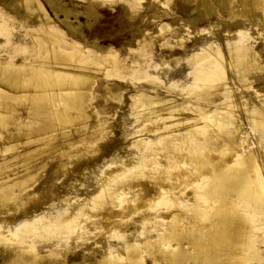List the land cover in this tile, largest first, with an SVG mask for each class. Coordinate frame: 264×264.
Returning <instances> with one entry per match:
<instances>
[{"label":"bare ground","instance_id":"6f19581e","mask_svg":"<svg viewBox=\"0 0 264 264\" xmlns=\"http://www.w3.org/2000/svg\"><path fill=\"white\" fill-rule=\"evenodd\" d=\"M45 1L57 16H59L60 12L65 14V17L60 19L61 22H63L74 35H77L85 41L89 50L88 48L86 50L82 49L79 45L82 42L77 44L78 41L68 46L67 40L69 39L65 37V32H63L64 29L58 28L57 26L59 24L57 26L54 24H47V21L52 19V15L49 13L42 0H0V264H148L147 259H150L152 264H246L254 257L257 258L256 264L264 262V257L262 258L264 247L258 242L264 239V142L261 143L262 148L260 145V142L264 141V138L260 140L259 144L256 141L257 147L260 145V151H248L244 149L245 146H242L244 142H241L242 140L239 139L240 137L237 138L236 136L237 132H239V127L235 126L238 124L235 119L237 116L234 118L232 115V118L235 119L234 122L230 115L231 110L228 111L226 106H220L221 109H219V105L211 107V103H207L213 100L209 95L211 94L210 92H208L209 94L207 95L206 93L203 94L204 90L208 89V87H206L208 86L207 83L214 84L215 82L216 84L217 81H219L218 83H222L223 81L220 80H225L227 76V74L225 76L227 71L225 69L226 66H224L225 63L222 62L223 65L219 61L222 58L220 57L222 53L218 51L216 54L211 53V49L214 48V46L210 44L211 41L210 43L208 42V46L210 45L213 47L209 48V50H207V44H204L205 48L207 47L205 50L200 51L199 49L200 52L195 50L197 53L194 51L196 54H191V56L189 53L188 57L186 54V57L175 56L167 60L163 58L164 56L160 57L158 52L157 55L160 57L159 61L161 63H159L161 65L159 68L161 69L155 71V73L152 72V70L151 72L154 74H149L148 71H139V75L146 78L148 81L153 80L155 83L154 79L160 78L163 71L167 76L177 74L178 71L176 70V66L184 59L189 60L192 65V68L190 67L192 69H190V73L193 76H191L189 72L190 75L187 73L184 74L193 77V83H190L191 80L188 78L190 84L187 89L188 93L189 90L197 92V95L195 94V100L194 95L193 99L186 98V102V100H183L184 98H180V95L178 97L182 100H179V98L175 99L170 95L161 97L159 93H157L160 90L158 89L157 92L155 91L157 88H152L156 92L155 94L153 93L154 95L142 91V88V90L137 91V99L139 97L141 98L139 103H137L138 101L135 103V108L138 107L136 109L138 110L137 112L141 109L142 111L140 110L139 114H150L152 112L157 113V116L162 114L164 120L169 119V122L167 120L168 123H165L164 127H162L164 129L174 128L172 131L170 129V133H164L166 136H164V134L161 136L159 135L160 137L157 136V138H159L155 143L149 144L151 149H154L156 144L162 145V147L166 146L167 148H164V150L170 149L166 155L162 153L164 156H162L159 161L156 160L157 163H162V161L167 162L169 160V162H167L169 166L165 169L166 172L162 177L156 178L153 173V184L156 183L158 186V191L157 189L155 190L157 192L154 191V193L151 190V184H149V182L146 184L142 183V179L144 178L142 173L140 177H133L132 183L128 182L126 184L127 187L132 184H135V186H143L149 191L146 195L141 194L142 196L140 195L141 192H138L140 195L138 198L135 196L122 197L120 192L121 189L115 190L114 187L112 190L109 188L111 191L101 189V191H97V193L94 192L95 194L92 195L89 201H87V198V200L83 199V201L76 200L67 203L64 202L61 206L54 208L49 207L50 209L48 206L46 207L47 209L45 206H42L43 203L41 202V198L49 199V197L53 195V193H57L58 190V188H55V182L54 184H45L47 180L44 179V183L37 185L38 182L41 181L40 179L42 178H40V175L44 174L47 165H49L47 164L49 161L56 162L53 168L55 170L64 162L62 161L63 159L65 160L66 158L67 160V157H73L72 153L73 155L76 153L72 159L73 168H77L76 171H78V167L81 165V170L79 171H83L87 169V167H82L85 162H87L89 158V160H92L90 156L92 152L96 153V151L100 149L101 153V149L109 145V139L106 140L105 136H103L106 130L105 128H107L105 125L107 124L102 123L100 118L101 115L97 111L99 107L103 109L101 111L104 112V109H106L104 108L105 104L101 101L100 105L92 106L90 103L91 100H96L95 98L94 100L92 99L93 95H96L94 91H92L93 84L95 83L94 80H92V78H94L92 71L97 68L99 69V66L105 63L106 67H104L103 70L106 71L108 77L112 76L109 72L112 71L113 68H115L114 70H120L121 68L124 72L135 70V65L131 64L132 62L127 66L124 65L125 60L123 61L121 56L119 57V50L115 49L112 45L105 46L100 44L99 38H94L90 41L83 31L84 25L88 27L92 26V17H94V19L98 18L99 13L96 10L97 3L100 2L104 5L112 0H89L88 4L85 5L82 10L69 7L63 0ZM157 1L156 5L158 3ZM184 1H196L198 7H205L202 10L203 12L206 10H212V12L216 13L220 11V9L211 4L213 3L212 0ZM216 1L218 2V6L225 12L224 16L219 20L220 22L224 24L226 22V25L230 23V26L231 23H238V25H242V27L243 25L250 27L256 24L264 29V0ZM125 2L127 1L125 0ZM164 2L168 3L167 0ZM161 3L162 1H160L159 4ZM204 3H206V6H204ZM153 5L151 7H154ZM129 6L130 4L128 3V8ZM163 6L165 5L162 4V7ZM206 7H208V9H206ZM10 9L11 11H8ZM167 9L169 10L168 7ZM165 12L169 14V12L172 11L169 10L168 12L165 10ZM80 13L87 16V22L85 24L81 22H79V24H74L70 19V15ZM167 13L162 14L167 15ZM172 15H175L174 17L176 20L182 21V23L179 24L184 23L186 26L198 20L195 17H190L187 20L180 18V16H176L175 12ZM20 25L25 27L24 33L22 34L23 37L18 33L20 27H22ZM160 28V33L163 32L164 34V31L170 32L171 38L175 39L174 42L177 47L182 46L188 49L185 45V39H187L188 36L187 38H181L180 36L178 39L176 38L177 35L175 36L177 31L179 32L181 29L180 27L176 25L167 26L166 24L162 25ZM195 29L197 30V28ZM186 30H188L189 33L194 31H190L189 27H186ZM244 34H247V32ZM27 35L31 36L32 44L35 46L31 52L27 47L21 46L22 42L26 44L24 41L28 39ZM133 35L137 43L142 44L141 47L150 43H147L144 30L135 31ZM191 35L194 34L191 33L190 36ZM66 36L69 37L68 35ZM245 37L247 38V36ZM136 40L131 41V44L135 47ZM162 40L164 42V39ZM168 41H170V39ZM171 43L172 42H170V45ZM229 43L226 45L228 46ZM18 45L21 46V51H17V53L14 51V48ZM139 46L140 45H138L137 49H139ZM145 46L144 48L146 50ZM9 47H11V49H9ZM229 47L231 55L229 52L227 53L229 56H232V61L235 65L237 64L238 67L242 66L245 71L252 69L256 70V68H258L256 53L252 55V53H250V46L247 44L245 45L242 39L235 40V42L232 41L228 48ZM217 48H219V45ZM126 49L128 54L132 53L130 56L135 58V61H137L139 63L138 65L141 67L140 64L145 61L144 56L146 54L143 51L144 49L138 51L137 49L135 51L134 48L131 50L126 47ZM212 50L214 52L216 48ZM103 51H106V53H103ZM222 51H224V49ZM13 52L15 53L13 54ZM76 52L77 54H75ZM151 53H153V50ZM224 53H226V51ZM146 60H148V58ZM130 61H132V59ZM189 61L184 62L187 63ZM162 64L165 66L163 67ZM234 67L236 68V66ZM151 69H154V67ZM235 70L236 69H234V71ZM240 70L241 69L237 70V72ZM125 74H131V72H126ZM239 74L241 75L242 73ZM100 77L102 76L99 75V79ZM183 79L185 78L181 79L183 84H187V79L185 82ZM167 80L170 81V79ZM167 80L166 83L164 82L165 85H168L169 81L167 82ZM244 80L246 79L244 78ZM147 83L150 84L149 82ZM242 83L243 81H241V85ZM123 84L125 83L123 82ZM97 85L95 84V86ZM159 85L158 88L163 87L162 84L161 87ZM103 86L106 87L107 85ZM110 86L112 85L110 84ZM211 86L213 87V85ZM248 86L250 87L249 84ZM184 87L185 86L182 88ZM226 87L230 86L227 85ZM247 88L248 87H246V89ZM167 89L169 90V88ZM170 89L172 90L171 92H173L174 88ZM119 90L121 89L119 88ZM178 90H180V87ZM183 90L181 89L180 91ZM226 90L224 88V91ZM226 92H229V90ZM167 93L169 94V92ZM188 93H186V95ZM107 94H110L109 91ZM119 95L120 93H117V96H112L113 98H117ZM175 95L177 97L178 94L176 93ZM230 97L228 98L229 100ZM232 97L234 99V96ZM256 97L258 100L252 103L250 97L247 96L252 104L249 103L251 105L249 106L250 114H248V111L245 109L246 114L249 116L251 115L255 124L264 127V93L260 94L257 92ZM243 98L245 99V103H247L246 98ZM224 101L222 100L225 104ZM105 102L107 103V100H105ZM227 103L226 105H228ZM231 103L229 105H231ZM187 106H191L193 112H190ZM244 106L246 105L244 104ZM238 107L240 106L238 105ZM238 110L240 111V108H238ZM105 112L107 113V111ZM233 112L235 114V111ZM136 113L133 115H136ZM179 114L182 116L177 117ZM139 116L137 115L136 117ZM154 116L155 115H153V117ZM105 117L104 122L108 120V117ZM136 117L135 119L137 120ZM175 117L177 118L172 120ZM142 121H144V119ZM238 121H240V119ZM137 122H139V120ZM236 122L237 124L234 125ZM70 127L76 128L75 133L78 137H73L74 132L69 130ZM97 139L100 141L98 145L95 143ZM153 140H155V138ZM253 144L254 142L252 145ZM96 145L98 148L93 147L96 149L93 151L92 146ZM176 146H179V148L181 147L182 151H185V154L188 153L184 159L179 160V158H176L178 156ZM7 151H10V153L6 154ZM171 151L176 152L172 153ZM159 153L160 155L158 156H161V152ZM179 153H181V150ZM47 154H49V157H47ZM185 154L181 156H185ZM65 155H67V157ZM63 156H65V158H61L60 160L59 157ZM58 158L59 161H56ZM99 160L102 159L100 158ZM99 160H97V162ZM123 161H121V163ZM94 164H96V162ZM123 164L124 163H122V166ZM164 165L166 164L164 163ZM185 166H190V169H192L191 172H189L190 170L188 171L189 175L192 176L193 173L194 175L199 174V177L197 175L196 179H193L195 182L187 183V177L189 175L186 172V174L184 173V175L177 177L176 174L178 171L183 170ZM82 168L84 169L82 170ZM90 169H88V171ZM80 173L85 174L82 172ZM88 173H91V170ZM85 175L88 174L86 173ZM76 176H79L78 172ZM158 176L160 175L158 174ZM191 176H189L190 179ZM73 178L75 177H72L71 180H74ZM174 180L177 184L171 185L169 182ZM177 180L179 181L177 182ZM77 184L79 185V183ZM190 184L193 186V190L190 192L191 198L189 196L188 199H184V197L181 198L182 193H184L185 188H187L186 186ZM192 186H190V189ZM63 188L66 189V187ZM60 189L62 190L61 186ZM58 191L61 196L60 193L63 191ZM68 191H70V189ZM74 191L75 190H73V192ZM65 194L67 195V193ZM68 195H70V193H68ZM108 195L113 197L106 200ZM47 201L46 203L48 204L49 200ZM126 203L130 204L136 211L141 210L139 228L136 227L137 219L135 221L129 218L118 221L115 219L112 220L113 218L111 217V220H109L110 218L106 219V212L108 214L113 213V211L116 213L118 211L115 210L121 209ZM106 205L112 206L113 210L111 211L110 208L106 211L103 210L106 209L104 207ZM103 211L105 212L103 213ZM128 211L130 212L129 209ZM14 216L19 217L15 218ZM119 218L121 217L119 216ZM16 219L17 221L14 222ZM11 220H14V224H11ZM128 222L131 223L130 225L134 224L135 228H128ZM31 234L36 236L43 235L41 237L48 240V242L52 240V245L49 248L47 247V250L45 249V253L36 250L34 246L35 243L30 244L31 242L29 243L27 240L31 239L33 236ZM112 237L116 239V242L110 240ZM90 238L91 241H89ZM140 238H142L143 241H140ZM79 246L83 248V252H81V255L79 254V258L70 259L68 252L76 253Z\"/></svg>","mask_w":264,"mask_h":264},{"label":"rangeland","instance_id":"374dc122","mask_svg":"<svg viewBox=\"0 0 264 264\" xmlns=\"http://www.w3.org/2000/svg\"><path fill=\"white\" fill-rule=\"evenodd\" d=\"M63 1L65 3H67V5L69 7H72V8L78 9V10L84 9V6L87 5L88 2H89V0H63ZM126 1L127 2H125V0H112L108 4L105 3L106 5L105 4L102 5V3L98 2L97 5H96V10L99 13L98 18L97 19H94V17H92L93 18V24H92V26H89V27L87 25H84L83 26V31L87 35V38L90 41H92L94 38H99L100 44L105 45V46H109V45L111 46L112 45L115 49L119 50L118 51V53H119L118 55H119V57L121 56V59H123V61L125 60L124 61V65L125 66L129 65L131 62H132L131 64H134L135 65L134 66L135 67V70H131L129 72L128 71H125L124 72L121 68H120V70H114L115 68H113L112 71L109 72V74H111L112 76H109V77L107 76L106 71L103 70V68L106 67V63L105 64H102L101 65L102 67L99 66V69L97 68V69H94V71H92V75H94L93 77L95 78V79L92 78V80H94V82H95L93 84L92 91H94V94H96V95H93V98L92 99L94 100V98H95L96 100H94V101L91 100L90 103H91L92 106L93 105H95V106L100 105L101 104V101L104 102V104H105V107L104 108H106V109H104V112L101 111L103 109H100L99 107H98V110L97 111L101 115L100 118L102 120V123L103 124H105V123L107 124V125H105V127H107V128H105L106 130L104 131V135L103 136H105L106 140L109 139L108 140V143H109L110 146L108 145L107 147H104L103 149H101V151H102L101 153H100V149L98 151H96V153L92 152L93 156H92V154L90 155L91 158H92V160H89L90 159L89 158L88 161L85 162L84 166H82V167H85V168L87 167V169H86L87 171L84 168H82V170L83 169L85 170V171L83 170L84 172L83 171H79V170H81V165H79L80 167H78V171H76L77 168H73V165H72L73 161H72V159L76 155V153H74L75 155H73V153H72V156L73 157L70 156L69 158L67 157V155H65L67 157V160H66L65 156L59 157L60 160H61V158H65V160L63 159L62 161H64V162L59 166V168H57L55 170L53 168H54V164H56V162L49 161L47 163L49 165H47L44 174L43 175H40V178H42V179H40L41 181H39L37 185H40V184L44 183L45 182L44 180H47V182L45 184H48V183H53L54 184V182H55V184H56L55 188H58V190H60L61 192L63 191V192L60 193L61 194V196H60L59 195V191L57 190V193L55 192L56 195H55V193H53V195H51L49 197V199L48 198H46V199L41 198V202L43 203L42 206H45V208L47 206H48V208L49 207L50 208L51 207L52 208L59 207L64 202L67 203V202L76 201V200L83 201V199L84 200H87V198H88L87 201H89V199H91L92 195L95 194L94 192L97 193V191L99 192V191H101V189H106L107 191H111L112 189H114V187H115V190L116 189H119V190L121 189L120 192H121V196L122 197L123 196H128V197H134L135 196L136 198H138V197H140L141 194L142 195L148 194L149 191L147 189H145L143 186H139V185H136L135 186V184H132L130 186L128 185V187H127L126 184L128 182L129 183H132L133 182L132 181L133 180V177H138V176L140 177V175H142V173H143L142 176L145 178V179L144 178L142 179V183H145L146 184L147 182H149V184H151L150 185L151 186V190L154 192L157 189V191H158V188H157L158 186L156 185V183L153 184V181H154L153 180V175L155 174V177L156 178L162 177L165 174V172H166L165 169H167V167L169 166V164H167V162H169V160L167 162L166 161H162V163L161 162L160 163H157L156 160L159 161V159L162 156H164V154L166 155L167 152H169L170 149L164 150V148H167L166 146L165 147L164 146L162 147V145L160 146V145H157V144L154 146L155 147L154 149H151V147L149 146V144L155 143L162 134H164V133L168 134V133H170V129L172 131V130H174V128L173 127L169 128V129H166V128L164 129L163 128L164 125H165V123H168L169 122V119H165L164 120L162 114H160L158 116H157V113H153V112H152L153 114L150 113L151 115L148 114V113H144V114L143 113L142 114L140 113L139 114V112H140L141 109L139 110V112H137L138 110H136V109L138 107L135 108L136 107L135 106L136 101H138L137 103H139V100L141 101V98L140 97H139L140 99L139 98L137 99V97H138V95H136L138 93L137 91L143 89L142 91H144V92L146 91V93H150V94L154 95L158 91V89H159L160 91L161 90L164 91V92H162V91L161 92L160 91L157 92V93H159V95L161 97L162 96L163 97H166L165 95H170L171 97H173L175 99L176 98L178 99L179 98L178 96L180 95V98H182V99L184 98L183 100H186V98L187 99L188 98H192L193 99L194 98L193 96L195 94L197 95V92L196 91H190V90H189V93H190L189 94L188 93V89H187V87L189 86V84L190 83H193V77H191L193 75L190 73L191 70H192L191 69L192 68V65H191V63H190L189 60L184 59V60H182L183 62L181 61V63L178 64V66H176V70L178 71L177 74H172V75L167 76L166 74H164V71H163V73L160 75V78L154 79L155 80V83H154L153 80H152L153 82L152 81H148L146 78H144L141 75H139V71H142V70L143 71H148L149 74H154L155 71H157V70L159 71L161 69V68H159V67H161V65H160L161 63H160L159 59H160V57H163V56H164L163 58H165L167 60L169 58H173L175 56H185L186 57V54H187V57H188V54L189 53H190L189 54L190 56H191V54L192 55H195L197 53V51H199V49H200V51H202V50H205L208 47L207 50H209V48H211L213 46H214V48H212V49H215L216 48V50L213 52V50L211 49V51H212L211 53L212 54H216L217 51L219 53L221 52L222 53V56H220V57H222V58L219 61L221 62V64L225 63V65L224 64L223 65L226 66L225 69L227 70L226 73H225V76L227 74L226 79L225 80L224 79L223 80H220V81H223L222 83L221 82L218 83L219 81H217V83L219 85L217 83L215 84V82H214V84L213 83L212 84L211 83H207L208 86H206V87H208V89H210V90H208V89L204 90L203 94L206 93V95H207V94H209L208 92L211 93L209 95L213 98L214 101L212 100L211 102L210 101L207 102L208 104L211 103L210 104V105H212L211 107H214V106L216 107V106L219 105L218 107H219V109H221V107H223V105H224V107L225 106L227 107L228 111L231 110L230 111L231 112V114H230L231 115V118H232V115L234 116V118H235V116H237L235 119L238 122V124L236 122V123H234V125L237 124L235 126L239 127V129H238L239 132H237L236 136H237V138L240 137L239 139L242 140L241 142H244V143H242L243 144L242 146L243 147L245 146L244 149H246L248 151H251V150H253V151H260V149L262 148L261 143H263L264 141L260 142V140L264 138V127L263 126H258L257 124H255L253 122V119H252L251 115L249 116V115L246 114V110L248 111L247 113L250 114L249 113V108H250L249 106H251L250 104H252L253 101L258 100V98L256 97V93L257 92H259L260 94L261 93H264V67H263V65H264V63H263L264 62V29L261 28L259 25H256V24H254V26L252 25L250 27H246L245 25H243V27H244L243 28L242 25H238V23H231V26H230V23L229 24L227 23L228 25H226V22H225V24L223 22H220L219 20L221 19L222 16H224L225 12H223V9L220 6H218V2L216 0H212L213 3H211V4H213L218 9H220V11H218L217 13L216 12H212V10H210V11L209 10H206L208 13L206 11L203 12L202 10L205 7L204 8L198 7L196 1L187 2V1H184V0H171V1L170 0H167L168 3H166V2H164L165 0H160V1H162L161 4H159L160 3L159 0L158 1L157 0H126ZM150 1H151V4L152 5L154 4L153 5L154 7H151L152 5L150 4ZM153 1H154V3H153ZM156 1L158 2L157 5H156ZM202 1H206V0H202ZM42 2L45 5V7L47 8V10L49 11V13L52 15V19H50L49 21H47V24H49V25L50 24H54L56 26L59 24L57 27L60 28V29H64L63 32L66 33V34L64 33V35H65V37L67 39H69V40H67L68 46L69 45H72V44H75L78 41L77 44H79V42L80 43L82 42L81 43L82 45L79 44L82 49H85L86 50L88 48V50H89V47L86 45L87 43L85 41H83L81 38H79L77 35H74L68 29V27L63 22H61L60 19L62 17L64 18L65 17V14L62 13V12H60L59 13V16H57L55 14V12L52 10V8L48 5V3L45 0H42ZM128 3L130 4L129 8L131 10L128 8ZM208 3H209V1H208ZM162 4H164L165 6L162 7ZM149 6H150L151 9L149 8ZM204 6H206V3H204ZM167 7L172 12H169V10L167 9ZM160 8H162V9H160ZM164 8H165L166 11L169 12V14L170 13L171 14L169 15L167 12H165ZM195 8L198 9V10H196ZM159 9H160V11H159ZM206 9H208V7H206ZM8 11H11V9L8 10ZM174 12H175L176 16H180V18H183V19H186V20L189 19L190 17H195L198 20L195 23H191V25L189 24V26L184 25V23L183 24H179V23H182V21L175 19V17H174L175 15L174 16L172 15ZM11 13H14V12H11ZM162 13H165V14L167 13V15L162 14ZM209 17H210V19H209ZM70 19H71V21L74 24H79V22L85 24L87 22V19L88 18L84 14H81L80 13V14H71L70 15ZM143 20H145L146 22L143 21ZM168 22H169V24H168ZM210 23L212 24V26H211ZM166 24H167V26L168 25H172V26L176 25L177 27H180L181 28L179 30V32L177 31V33L175 34V36L177 35L176 36L177 39L180 38V36H181V38L182 37L187 38V36H188V38L185 39V45H186V47H188V49H185L182 46H178L177 47L176 44H175V42H174L175 39H172L171 38L172 36H171L170 32L164 31L165 32L164 34H163V32L160 33V29H161L160 27L162 25H166ZM20 26H22V27H20V30H19L18 33H20V36L23 37L22 34L24 33L25 27L23 25H20ZM185 26L187 28L189 27L190 28V31H192V30H194V31H192V32L189 33V31L186 30V27ZM195 28H197V30ZM200 28H202V29H200ZM138 30H144V32H145V35L144 36L147 37V43L150 42L151 43V44L149 43L150 45L147 44L146 46L143 45V47H141L142 44L137 43V40H136L135 36L133 35V33L135 31H138ZM199 30H201V31H199ZM246 32H247V34H244ZM191 33L194 34V35H191L190 36ZM155 34H157V35H155ZM187 34H189V35H187ZM66 35H68L69 37H67ZM27 36H28V39H26V41H24V43H26V44H23V42H22L21 43L22 44L21 46L27 47V49L31 52V51H33V49H34L35 46L32 44V41H31L32 38H31V36L30 35H27ZM245 36H247V38ZM70 37H71V40H70ZM168 38L170 39V41H168L169 40ZM162 39H164V42H163ZM239 39H242L244 41L245 45L247 44L248 46H250L249 47V48H251L250 49V53H252V55H254L253 53H256V55H257L256 56V59L259 61V62L256 61L257 66H258V68H256V70L255 69H252V70H249V71H245L242 66H239L238 67L237 64L235 65L233 63V61H232V56H229L228 55L227 52L230 51V47L228 48L229 44L232 43V41L235 42V40L237 41ZM133 40H136L135 41L136 47L131 44V41H133ZM210 41H211V43H210ZM229 41H230V43H229ZM70 42H72V43H70ZM170 42H172L173 44L171 43V45H170ZM208 42L210 44H212L213 46H210V45L208 46V44H209ZM213 42H215L216 44L213 43ZM227 43H229L228 46L226 45ZM137 44L140 45L139 46V49H137L138 48V45ZM204 44H207L206 45L207 46L206 48H205V45ZM217 44L219 45V48H217L218 47ZM21 46H19V45L18 46H15L14 51L15 52L19 51L20 52L21 51L20 50L21 49L20 48ZM83 46H84V48H83ZM144 46L146 47V50L147 51L145 50ZM148 46H149V48H148ZM201 46L202 47L204 46V47L202 48ZM126 47L128 49H131V50H132V48H134L135 51H136V49H137V51L144 49L143 51H144V53L146 55L143 54V55H145L144 56V60L145 61H143V63L144 62L145 63L144 64L143 63L140 64L141 67L143 65L142 69L138 65L139 63L137 61H135V58H132V56H130V55H132V53L128 54V52H126V50H127ZM174 47H175V49H174ZM220 47H222V48H220ZM9 49H11V47H9ZM223 49H224V51H222ZM152 50H153V53H151ZM195 50H197V51H195ZM194 51L196 53H194ZM225 51H226V53H224ZM15 52H13V54ZM148 52H150V53H148ZM158 52H159L158 55L160 57L157 55ZM103 53H106V51L105 52L103 51ZM75 54H77V52ZM230 55H231V53H230ZM122 57H125V58L128 57L130 59H128V58L125 59V58H122ZM147 58H148V60H146ZM131 59H132V61H130ZM150 61L151 62L153 61L154 63L153 62L151 63ZM184 61L185 62L186 61H189V62H187L188 63L187 64ZM135 62H136V64H135ZM188 65H190V66H188ZM145 66H146V68H145ZM162 66L164 67L165 65L162 64ZM229 66H232V67H229ZM234 66H236V68ZM150 67L151 68L154 67V69H151ZM240 67H242L243 69L240 68ZM122 68H124V67H122ZM137 68H139V69H137ZM156 68H158V69H156ZM233 68L236 69V70L234 71ZM238 68L241 69V70L237 72V70H239ZM116 69H119V68H116ZM231 69H232V72H231ZM95 71H97V72H95ZM151 71L154 72V73H152ZM233 71H234V73L236 75L233 73ZM126 72L127 73H130L131 72V74H125ZM188 72L191 74V76H189L190 74ZM184 73L185 74L187 73L189 75H185ZM239 73H242V74L240 75ZM228 74H231V75H228ZM99 75L102 76V77H100V79H99ZM123 75H124L125 78L123 77ZM182 76H184V77H182ZM241 76L243 77V79H242ZM230 77H232L233 79L230 78ZM182 78H185V79H183L184 82L186 81V79H187V81L189 79L191 81L189 80L190 83L188 81V82H186L187 84L184 85L183 82H182V80H181ZM227 78L228 79H231L232 81L231 80H228ZM244 78L246 80H244ZM167 79H170V81L167 80ZM239 79H241V80H239ZM97 80H98L99 83L97 82ZM140 80H142V81H140ZM166 80H167V82L168 81L170 82V83L168 82V85L167 84L165 85ZM175 80H177V81H175ZM144 81H146V82H144ZM173 81H175L176 83L175 82L172 83ZM241 81H243L242 85H241ZM123 82L125 84H123ZM147 82H149L150 84H148ZM227 82H229V83H227ZM109 83L112 86H110ZM95 84L96 85L98 84V85L95 86ZM102 84L103 85H107V86L105 87ZM161 84H162L163 87H161ZM248 84L250 85V87L248 86ZM158 85L162 89L161 88H158ZM211 85H213V87ZM227 85L230 86V87H226ZM236 85H237V87H236ZM245 85H247V86H245ZM102 86H103V88H102ZM147 86H148V88H147ZM178 86L180 87V90L181 89L183 90L185 88L184 89L185 91L183 90L184 91L183 92V91L178 90L179 89ZM183 86H185V87L182 88ZM218 87L220 89L221 88L222 89L220 90ZM246 87H248V88L246 89ZM119 88L121 90H119ZM144 88H146V89H144ZM150 88H151L152 92H151ZM152 88H157V89H155L156 92ZM167 88H169V90ZM170 88H172V89L174 88L173 92H171L172 90ZM176 88H177L178 91L176 90ZM224 88H225V90L226 89L229 90V92H226L227 90L224 91ZM228 88H230V89H228ZM186 89H187V91H186ZM107 90L109 91L110 94H107L108 93ZM166 90H167V92H169V94L166 92ZM216 90L218 91V93H217ZM110 91H112V92H110ZM113 92L115 93L116 96H117V93L118 94L120 93L119 97H117V98L114 97V98H116V99H114L113 96H115V95H114ZM185 92L188 93L187 95L189 97L186 95ZM231 92H233V93H231ZM172 93H174V94H172ZM176 93L178 94L177 97L175 95ZM222 93H224V94H222ZM196 95H195L194 100L196 99ZM227 95H228V97H227ZM251 95H252V97H251ZM230 96L231 97L234 96V99H233V97L231 99ZM247 96L250 97L252 103H251L250 99L248 100ZM229 97H230V100L228 99ZM243 97L246 98V102L247 103H245V99ZM180 98H179V100H182ZM235 98L238 99V100H236ZM221 99L223 101L225 99V101H224L225 104L222 102ZM105 100H107V103L105 102ZM131 101L132 102L135 101V102L132 103ZM186 102H187V100H186ZM214 103L217 104V105H215ZM218 103H220V104L223 103V104L220 105ZM226 103L228 105H226ZM230 103H231V105H229ZM244 104L246 106H244ZM238 105L240 107H238ZM243 106H244V108H243ZM235 107H236V110H235ZM230 108H232V109H230ZM238 108H240V111L238 110ZM95 109H97V108H95ZM188 109L190 110V112H193V110L191 109V106H189ZM105 111H107V113ZM233 111H235V114L236 115L234 114ZM236 111H237V113H236ZM134 112L135 113L137 112L136 115H133V114H135ZM143 112H144V110H143ZM102 113H105V114H102ZM137 115L138 116L140 115L139 117H140L141 120L139 119V117H136ZM153 115H155L154 117L156 119L153 117ZM190 115H192V114H190ZM180 116H182V115L179 114V116H177V117H180ZM104 117L105 118L108 117L107 118L108 120H106V122H104L105 121ZM135 117L137 118V120L135 119ZM177 117H175L172 120H175ZM249 117H250V119H249ZM142 118L144 119V121H142L143 120ZM235 119H233L234 122H235ZM237 119L238 120L240 119V121H238ZM138 120H139V122L141 124L139 122H137ZM167 120H168V122H167ZM139 126H141V127H139ZM72 129H74V130H72ZM69 130H71L72 132H74L73 133V137H75V136L78 137V135L75 133V130H76L75 127H73V128L70 127ZM166 134H164V136H166ZM157 136H159V137L157 138ZM153 137L155 138V140H153L154 139ZM125 138H126V140H125ZM97 141L95 143L98 145L100 141L98 139H97ZM256 141H257L258 144L260 142L261 148H260V145L257 147ZM253 142L255 144V145L253 144L255 147L252 145ZM96 146H92V148L93 147L94 148H98V146L97 147ZM179 146H176L177 151H178V156L176 158L177 159L179 158V160H181V159H184L186 157V155H188V153L185 154V151H182V148L180 147L181 148L180 149ZM94 148H93V151L96 150ZM160 150H162V151H160ZM180 150H181V153H179ZM150 152H151V154H150ZM159 152H161V156H158V155H160ZM171 152L174 153L176 151H171ZM9 153H10V151L9 152L7 151L6 154H9ZM162 153H164V154H162ZM184 154H185V156H181V155H184ZM47 155L46 156L49 157V154H47ZM59 158H58V160L56 159V161H59ZM97 158H99V159L101 158L103 161L102 160H99ZM97 160H99V161L97 162ZM66 161H70V162H66ZM92 161H95L96 164H94L95 162H92ZM121 161H123L122 163H124L123 166H122ZM143 162H144V164H143ZM86 163H87V165H86ZM164 163L167 166L164 165ZM91 165H92V167H91ZM95 165H96V167H95ZM50 168H52V169H50ZM65 168H67V169H65ZM190 168H191L190 166H187V167L185 166L183 170H179L178 173L176 174L177 177H179L180 175H184L185 172L189 175L188 171L190 170L189 172H191V170H192ZM88 169L91 170V173H88L90 171V170L88 171ZM144 171H145L146 174L144 173ZM181 171H183V172H181ZM77 172H78V175L79 176H76ZM80 172L85 173V174L87 173L88 175L81 174ZM157 173L160 176H158ZM150 175H152V176H150ZM197 175L199 177V174H195L194 175V173H193L192 176L189 175V176H191V179L188 176L187 177V183L195 182V180H193V179L194 178L196 179ZM72 177H75V178H73L74 180H71ZM76 178L79 180V182H78V180ZM178 181L179 180H177V182ZM77 183H79V185L81 184L82 187H81V185L79 186ZM169 183L171 185H176L177 184L175 180L174 181H170ZM123 185L125 186V188H124ZM60 186H61L62 190L60 189ZM73 186H74L75 189L73 188ZM190 186H192V185L190 184V185L186 186L187 188H185V190H184V193L185 194L184 193H182V195L180 194L181 195V198H183V197H184V199L185 198L188 199L189 197L191 198L190 192L193 190V186L191 187V189H190ZM63 187H66V189H64ZM109 188H111V190ZM69 189L72 192L68 191ZM73 190H75V191L73 192ZM167 190H168V188H167ZM157 191H155V192H157ZM138 192H141L140 195L138 194ZM65 193H67V195H68V193H70V195L67 196ZM165 194H167V193H165ZM110 197L112 198L113 196L108 195V197H106V200L109 199ZM47 200H49V203L48 204L46 203V202H48ZM50 200H51V202H50ZM127 204L128 203H126V205L121 208L122 210L121 209L115 210V211H118L116 213L113 211V213H115V214H113V213L108 214L106 212V217H107L106 219H109L110 217L113 218L112 220L115 219L116 221L122 220V219L125 220V219H128V218L131 219V220H134V221L137 219L136 220V227L139 228L140 227L139 226V224H140L139 219H140V215H141V210L136 211V210L133 209L132 206H130V204H128V206H127ZM104 207L106 209H103ZM104 207L102 208L103 210L106 211V210H108L110 208V210L112 211L114 205H113V207L110 206V205L109 206L106 205ZM127 207H129V208H127ZM128 209L130 210V212L128 211ZM131 209H133V210H131ZM105 211H103V213ZM124 211H125V213H124ZM4 214H6V213H4ZM117 214H119V215H117ZM121 215H123V216H121ZM119 216L121 218H119ZM14 217L15 218H18L19 216H14ZM111 218L109 220H111ZM11 221H12L11 222V224H12L14 220H11ZM16 221H17V219L14 222H16ZM128 224H129L128 225V228H131V229H134L135 228L134 227L135 226L134 224L130 225L131 224L130 222H128ZM31 235H33V234H31ZM39 236L40 235H37V236L36 235H33L31 237V239H27V240H28L29 243L31 242L30 244H34L35 243L34 246H35V249L36 250H40V252L42 251L43 253H45L46 250L52 245V240L48 242V240H45V238L41 237L43 235H41L40 237ZM110 240L116 242V239H114L113 237ZM89 241H91V238L89 239ZM140 241H143V239L140 238ZM258 242L260 243L261 246L264 247V239L261 240V241H258ZM82 249L83 248L79 246L77 248V250H76V253L75 252L74 253L68 252L69 258L70 259H78L79 258V254L81 255V252H83ZM263 257H264V253H263L262 258ZM256 261H257V258L254 257L253 259L249 260V262H247L246 264H256ZM147 262H148V264H152L150 259H147ZM258 264H264V262H261V263H258Z\"/></svg>","mask_w":264,"mask_h":264}]
</instances>
